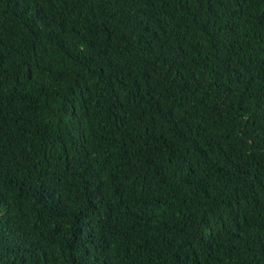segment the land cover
<instances>
[{
    "label": "trees",
    "instance_id": "16d2710c",
    "mask_svg": "<svg viewBox=\"0 0 264 264\" xmlns=\"http://www.w3.org/2000/svg\"><path fill=\"white\" fill-rule=\"evenodd\" d=\"M0 264H264V0H0Z\"/></svg>",
    "mask_w": 264,
    "mask_h": 264
}]
</instances>
